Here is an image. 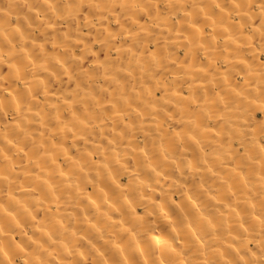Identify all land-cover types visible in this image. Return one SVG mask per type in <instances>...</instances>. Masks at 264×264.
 <instances>
[{"label": "clouds", "instance_id": "clouds-1", "mask_svg": "<svg viewBox=\"0 0 264 264\" xmlns=\"http://www.w3.org/2000/svg\"><path fill=\"white\" fill-rule=\"evenodd\" d=\"M0 264H264V0H0Z\"/></svg>", "mask_w": 264, "mask_h": 264}]
</instances>
